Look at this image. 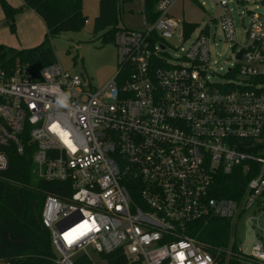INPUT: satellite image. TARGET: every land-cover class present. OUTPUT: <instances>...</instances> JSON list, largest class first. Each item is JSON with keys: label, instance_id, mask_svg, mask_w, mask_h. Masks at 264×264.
Here are the masks:
<instances>
[{"label": "built area", "instance_id": "built-area-1", "mask_svg": "<svg viewBox=\"0 0 264 264\" xmlns=\"http://www.w3.org/2000/svg\"><path fill=\"white\" fill-rule=\"evenodd\" d=\"M177 1L158 0L144 30L117 31L118 73L99 90L58 63L7 69L0 57V172L2 148L29 143L37 176L62 189L42 211L57 264L89 249L134 264H264V13L241 18L238 44L239 1L214 0L224 39L240 46L215 80L214 38L174 17ZM237 175L235 196H222ZM218 218H236L240 235L210 251L191 231Z\"/></svg>", "mask_w": 264, "mask_h": 264}, {"label": "trees", "instance_id": "trees-1", "mask_svg": "<svg viewBox=\"0 0 264 264\" xmlns=\"http://www.w3.org/2000/svg\"><path fill=\"white\" fill-rule=\"evenodd\" d=\"M83 1L24 0L43 20L47 29L46 39L31 49L14 50L0 46L3 66L8 69L16 63H23L38 71L56 63L50 42L62 33L80 30L87 23L83 13ZM157 1L145 0L143 10L150 21L156 19ZM124 3L125 0H99V14L95 18L93 32H102L103 41L114 39L117 31L124 28ZM2 6L14 27L16 12L4 0ZM34 147L27 143L23 154L17 152L14 144L2 148L8 154L9 167L0 172V259L12 264H57L51 233L42 222V211L46 197L49 194L59 196L62 189L57 183L45 182L37 176L33 163ZM233 181L226 182L221 187L222 196H235L240 182L238 175ZM209 221L214 223L218 220ZM191 233L210 251L229 245V234L224 227L213 230L205 228L204 222H199L193 226ZM103 258L109 264H134L129 263L120 253ZM75 264L94 263L90 257L82 255Z\"/></svg>", "mask_w": 264, "mask_h": 264}, {"label": "rangeland", "instance_id": "rangeland-1", "mask_svg": "<svg viewBox=\"0 0 264 264\" xmlns=\"http://www.w3.org/2000/svg\"><path fill=\"white\" fill-rule=\"evenodd\" d=\"M0 0V46L8 49L23 50L39 46L46 39L47 29L41 18L34 13L24 0H4L9 7L16 12L14 27L8 20L6 12ZM239 6L232 5L233 16L237 27L238 44L245 43V35L241 30V18H247V12L264 13L261 0H237ZM142 0H125L122 26L132 30H144L145 16ZM83 13L87 23L78 31L65 32L52 39L50 47L53 51L54 62L61 65L64 70L81 75L92 87L102 89L118 73V47L114 39L103 41L102 32L94 34L95 18L99 14V0H84ZM171 13L181 23L195 24L199 30L208 28L214 40L211 43L213 61L212 71L216 72L215 80L227 79L228 71L235 64L236 51L239 45L226 41L221 30V9L214 0H178ZM217 19V20H215ZM172 43L176 47L181 44L177 39ZM171 58H177L179 51L169 50ZM173 60V59H172ZM214 223L203 221L205 228L217 230L225 228L229 234L228 244L240 235L236 218H218ZM251 246L253 233L250 230L244 232L242 237ZM240 241V239H239ZM228 245V246H229ZM223 247V246H222ZM89 256L94 264H109L108 260L89 249Z\"/></svg>", "mask_w": 264, "mask_h": 264}, {"label": "clouds", "instance_id": "clouds-1", "mask_svg": "<svg viewBox=\"0 0 264 264\" xmlns=\"http://www.w3.org/2000/svg\"><path fill=\"white\" fill-rule=\"evenodd\" d=\"M61 103H62V104L65 103V100L62 99V100H61Z\"/></svg>", "mask_w": 264, "mask_h": 264}, {"label": "water", "instance_id": "water-1", "mask_svg": "<svg viewBox=\"0 0 264 264\" xmlns=\"http://www.w3.org/2000/svg\"><path fill=\"white\" fill-rule=\"evenodd\" d=\"M242 54L239 55V58L241 57Z\"/></svg>", "mask_w": 264, "mask_h": 264}, {"label": "crops", "instance_id": "crops-1", "mask_svg": "<svg viewBox=\"0 0 264 264\" xmlns=\"http://www.w3.org/2000/svg\"><path fill=\"white\" fill-rule=\"evenodd\" d=\"M35 13V12H34ZM42 20V19H41ZM43 21V20H42Z\"/></svg>", "mask_w": 264, "mask_h": 264}, {"label": "snow or ice", "instance_id": "snow-or-ice-1", "mask_svg": "<svg viewBox=\"0 0 264 264\" xmlns=\"http://www.w3.org/2000/svg\"><path fill=\"white\" fill-rule=\"evenodd\" d=\"M67 239V237H65Z\"/></svg>", "mask_w": 264, "mask_h": 264}]
</instances>
